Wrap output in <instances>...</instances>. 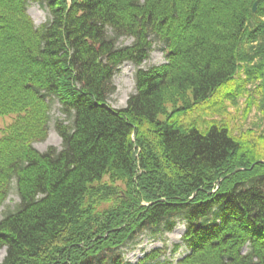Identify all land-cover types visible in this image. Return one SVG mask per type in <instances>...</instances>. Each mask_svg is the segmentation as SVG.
Instances as JSON below:
<instances>
[{"label": "trees", "instance_id": "16d2710c", "mask_svg": "<svg viewBox=\"0 0 264 264\" xmlns=\"http://www.w3.org/2000/svg\"><path fill=\"white\" fill-rule=\"evenodd\" d=\"M36 1L52 16L41 28L27 0H0V114L19 115L17 143L0 140V204L13 177L21 198L0 219V264H130L127 242L176 215L191 222L184 262L264 264V148L206 118L239 61L258 58L247 73L264 78V0ZM156 39L168 63L140 68L113 108L118 65ZM52 102L69 122L40 152L30 137L44 138Z\"/></svg>", "mask_w": 264, "mask_h": 264}, {"label": "rangeland", "instance_id": "374dc122", "mask_svg": "<svg viewBox=\"0 0 264 264\" xmlns=\"http://www.w3.org/2000/svg\"><path fill=\"white\" fill-rule=\"evenodd\" d=\"M28 13L36 27L43 25L49 18L47 8L35 1H31L29 4ZM128 42H131V40H128ZM122 43L126 42L122 41ZM162 44V42H156L150 58L141 65L142 67L148 68L166 62ZM257 62L258 59L253 64ZM248 68L249 66L246 71L235 72L227 83L213 92L212 96L206 101L213 113L210 116L205 115L206 118L214 120L213 123L228 126L236 137H239L241 141L248 142L252 148L259 151V148H264V78H261L260 73L257 76H251L247 73ZM135 70L136 68L127 64L121 66L118 70L114 79L116 91L110 96L109 100L112 107L122 108L127 105L128 98L135 92ZM179 103H181L180 100ZM168 105V109H172L174 106V104ZM60 108L57 102L51 103L48 128L42 140L30 137L33 143L32 147L40 152H45L50 147L57 149L62 147V138L56 126L59 121L68 123L69 119H66V112L64 113ZM18 117V114L13 113L0 114V140L17 143V138L12 133V127ZM41 134H43V131ZM15 185L14 180L8 198L0 207V219L7 212L13 211L20 203ZM183 231V225H180L175 227L174 231L168 232L165 224L153 231H148L142 234L135 243L125 248L126 259L129 262L137 263L153 249L163 248L166 249L164 252L166 254L161 257V262L164 264H177L190 251L182 241ZM5 255L6 248H0V262L4 260Z\"/></svg>", "mask_w": 264, "mask_h": 264}]
</instances>
